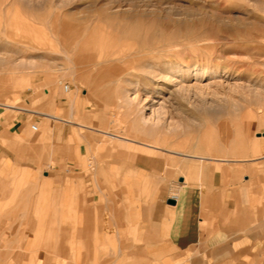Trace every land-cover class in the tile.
<instances>
[{
	"label": "crops",
	"instance_id": "obj_1",
	"mask_svg": "<svg viewBox=\"0 0 264 264\" xmlns=\"http://www.w3.org/2000/svg\"><path fill=\"white\" fill-rule=\"evenodd\" d=\"M91 104L52 85L2 105L0 264H264V133L149 155Z\"/></svg>",
	"mask_w": 264,
	"mask_h": 264
},
{
	"label": "rangeland",
	"instance_id": "obj_2",
	"mask_svg": "<svg viewBox=\"0 0 264 264\" xmlns=\"http://www.w3.org/2000/svg\"><path fill=\"white\" fill-rule=\"evenodd\" d=\"M52 85L128 151L210 157L264 133V0H0V112Z\"/></svg>",
	"mask_w": 264,
	"mask_h": 264
},
{
	"label": "built area",
	"instance_id": "obj_3",
	"mask_svg": "<svg viewBox=\"0 0 264 264\" xmlns=\"http://www.w3.org/2000/svg\"><path fill=\"white\" fill-rule=\"evenodd\" d=\"M65 90L68 92V91H70V87L69 86H66L65 87ZM32 130L34 131V132H37L38 131V127L36 126V125H33L32 126Z\"/></svg>",
	"mask_w": 264,
	"mask_h": 264
},
{
	"label": "water",
	"instance_id": "obj_4",
	"mask_svg": "<svg viewBox=\"0 0 264 264\" xmlns=\"http://www.w3.org/2000/svg\"><path fill=\"white\" fill-rule=\"evenodd\" d=\"M169 204L170 205H175V201H170Z\"/></svg>",
	"mask_w": 264,
	"mask_h": 264
},
{
	"label": "bare ground",
	"instance_id": "obj_5",
	"mask_svg": "<svg viewBox=\"0 0 264 264\" xmlns=\"http://www.w3.org/2000/svg\"><path fill=\"white\" fill-rule=\"evenodd\" d=\"M157 103V102H156Z\"/></svg>",
	"mask_w": 264,
	"mask_h": 264
}]
</instances>
